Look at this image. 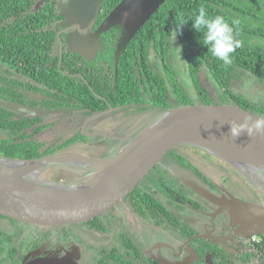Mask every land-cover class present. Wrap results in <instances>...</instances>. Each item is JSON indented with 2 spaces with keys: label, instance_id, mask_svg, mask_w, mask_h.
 <instances>
[{
  "label": "flooded vegetation",
  "instance_id": "1",
  "mask_svg": "<svg viewBox=\"0 0 264 264\" xmlns=\"http://www.w3.org/2000/svg\"><path fill=\"white\" fill-rule=\"evenodd\" d=\"M44 1L34 0L32 6L37 8ZM54 1L56 12L61 15L68 0L60 10L57 8L58 1ZM98 16L91 29L92 34L105 17L97 22ZM64 20L62 16L48 25V28L56 31L50 55L53 59L58 56L57 66L59 69L63 67L60 71L64 75L82 85L84 81L91 87L87 77L97 70L100 76L95 87L104 91L105 77L117 75L118 60L114 68V54L122 32L120 25L97 32L82 45L81 50L69 51V35L74 32L84 34L86 31L78 30L76 23L63 25ZM114 28L119 30L115 31ZM43 61L39 63L48 67L55 65L54 60ZM67 61L75 62L79 71H67ZM0 76V107L10 110V116L14 119L32 120L26 126L17 127L16 134L1 128L0 138L27 142V147L37 145L32 157L0 156V159L9 163L21 159H28V162L39 160L38 165L24 170L26 178L39 183L69 187L83 179L96 177L99 171L85 161L52 162L44 159L63 153L92 160L110 158L154 116L145 117L146 111H137V102L113 106L110 98L93 89L104 104L92 111L86 105L76 106L77 101L57 89L52 79L43 82L1 61ZM16 105L60 110L28 116L27 111L14 108ZM177 147L170 153L185 158L175 150ZM189 152L191 156L202 153L195 147ZM202 155L213 159L211 155ZM164 158L134 192L104 215L93 219L97 220L95 222L39 226L0 214V264H208V257L214 264H240L242 256V259L254 256L250 252L254 250L252 235L255 234L261 241L260 235H250L251 232L239 224L235 225L227 209H219V206L225 203L221 195H233L248 202L263 204L247 199L223 179L221 184L207 180L208 188L188 178L186 180V176L180 175V172L192 173L197 177L200 173L189 168L192 163L195 164L190 158L186 157L190 161L185 167H180L178 162L175 165L163 164ZM256 170L264 178L263 169ZM250 172L254 174L251 169ZM71 175L76 177L62 181ZM225 179L229 180L231 176L226 174ZM235 185L246 190L240 182ZM256 187L263 189L258 185ZM135 192L138 198L129 200ZM212 195L220 198L219 203L209 198ZM106 234H110L107 240L92 241L96 236Z\"/></svg>",
  "mask_w": 264,
  "mask_h": 264
},
{
  "label": "trees",
  "instance_id": "2",
  "mask_svg": "<svg viewBox=\"0 0 264 264\" xmlns=\"http://www.w3.org/2000/svg\"><path fill=\"white\" fill-rule=\"evenodd\" d=\"M118 1L103 0L97 22ZM33 2L0 0V61L43 82L52 79L57 89L77 101L76 106L86 105L92 111L103 105L104 101L97 98L93 89L110 98L113 106L127 102H148L150 107L156 108L153 118L170 107L196 102L213 103L218 99L222 103L236 104L264 114V103L252 102L245 95L235 92L231 83L235 72L241 71L264 84V0H164L123 48L118 59L117 75L105 77L104 91L95 87L100 76L97 70L87 77L91 87L84 81L83 85L80 84L60 71L63 67L59 69L57 66L58 56L53 59L50 55L56 31L48 28V25L62 16L56 12L54 0H45L37 8L32 6ZM201 7L209 16L220 15L229 24L236 21L232 25L233 35L241 42V46L231 54V63L224 65L198 42L202 36L191 27L192 22L188 20L175 35L185 57L182 74H189L191 78V85L186 88L170 65L168 51L181 19L192 17ZM149 48L154 49L160 65L155 62L151 64ZM43 60H54L55 65L48 67L39 63ZM75 64L71 61L66 63L67 71H79ZM203 66L208 69L218 88L217 98L211 96L200 82L198 72ZM31 121L28 118L14 119L10 116V110L0 107V129L16 134L17 127L26 126ZM11 141L12 138H0V156L26 158L36 152L37 145L27 147V142ZM137 198L135 192L129 200ZM260 237L261 241L254 244L257 251L264 250V239ZM257 264H264L263 253Z\"/></svg>",
  "mask_w": 264,
  "mask_h": 264
},
{
  "label": "water",
  "instance_id": "3",
  "mask_svg": "<svg viewBox=\"0 0 264 264\" xmlns=\"http://www.w3.org/2000/svg\"><path fill=\"white\" fill-rule=\"evenodd\" d=\"M164 0H119L102 19L94 34L112 26L121 27V36L115 49L114 68L128 41ZM103 0H68L61 15L63 25L76 23L84 34L69 35V51L81 50L93 36L91 29L101 11ZM28 116L57 112L16 105ZM245 116L264 117L231 103H191L170 107L147 123L125 146L110 158L92 160L75 154H57L45 161L78 160L89 163L99 171L94 178L83 179L69 187L43 184L25 177L18 168L28 159L9 163L0 159V214L39 226H60L68 223L88 222L114 208L135 191L137 185L161 163L172 149L181 144L204 148L235 169L246 166L245 173L262 184L249 168L264 170V133L248 136L242 132L237 137L229 135V123L239 122ZM38 165L39 160H35ZM264 185V184H262ZM201 192V191H200ZM219 203V197H209ZM220 208L227 209L233 223L248 232L260 234L264 239V205L252 203L229 195ZM227 204V205H226ZM207 258V257H206ZM208 264H214L208 257Z\"/></svg>",
  "mask_w": 264,
  "mask_h": 264
},
{
  "label": "rangeland",
  "instance_id": "4",
  "mask_svg": "<svg viewBox=\"0 0 264 264\" xmlns=\"http://www.w3.org/2000/svg\"><path fill=\"white\" fill-rule=\"evenodd\" d=\"M57 1H58L57 8L60 10L65 5L66 0H57ZM180 48L181 47H180V44L178 43V38L175 36V39H174V35H173V37L171 38L170 48L168 51V56L170 57V65L174 69L175 73L178 75L179 82L182 85L184 84L186 88H189L191 85V78L189 77V74L187 75L182 74L183 73V63L185 62V57ZM149 54H150L149 60L151 64L153 65L154 62L159 64V58L156 56L153 48H149ZM240 72L241 71L235 72V78L231 79L232 89L237 93H241L245 95L252 102L263 104L264 103V84L255 81L254 78L251 77L249 74L245 72H242V73ZM198 75H199L200 82L202 83V85H204L208 89L209 94L217 98L218 88L215 85L214 79L212 78L208 69L205 66L201 67V69L198 72ZM215 101L217 103H222L221 99H218ZM155 109H156L155 107H150V104L148 102L146 103L141 102V103L136 104L137 111H146L145 117H148L149 115L155 116ZM193 147L201 151L202 152L201 155L198 154L195 156H191L189 151ZM175 150L180 151V154L184 155L185 158L181 155H180L181 157H178V156H175L173 153H169L164 158L163 164L175 165V162H178L180 167H185L188 165L190 161L187 158H190L195 164L192 163L191 167L189 168H191V170L194 169L197 172H200L198 176L199 177L201 176V177L199 178L195 175L193 176L192 173H186V172L179 171L180 175L183 174L186 176L185 177L186 180L188 178L189 180H193V182L195 181L199 186H203V188H208L209 185L207 184L208 183L207 180L210 179L212 183L221 184L220 181L223 179L222 181H225L228 184H230L233 190H237V192L242 193V195L246 197L247 199H250L252 201H258L264 205V191H263L264 185H262L264 184V178L261 177L262 175L260 173H258L259 170H256L255 168H249V171L251 169L256 177L261 178L263 180L262 184L260 183V181H257L254 177L252 176L249 177L248 174L245 173L246 166H242L240 168L241 170L235 169V167L231 163H229L226 160H223L222 158L218 157L217 155L213 154L212 152L204 148H201V147H198L192 144H186V145H181L177 147ZM203 153L211 155L213 159L204 157L202 155ZM263 173H264V170H263ZM226 174L230 175L231 179L226 180L225 179ZM74 177L76 176L71 175L69 177H64L62 181H70ZM55 182H59V181H55ZM237 182H240L241 184H243V188H245L246 190L243 191L237 188L235 185L237 184ZM255 184L263 189H259V188L257 189ZM203 198L205 197H202V199ZM175 207H178V206H175ZM164 211H166L165 208H164ZM171 218H174L173 215H171ZM109 237H110V234H106L102 236L98 235L92 241L94 243H97L98 241H101V240L102 241L107 240ZM250 252L253 253L254 256L250 255L249 258L247 259H242L243 258L242 256L241 258L242 261H240V264H257L256 262H259V256L262 253L264 254V250L258 251L257 253L255 252V250H251Z\"/></svg>",
  "mask_w": 264,
  "mask_h": 264
},
{
  "label": "clouds",
  "instance_id": "5",
  "mask_svg": "<svg viewBox=\"0 0 264 264\" xmlns=\"http://www.w3.org/2000/svg\"><path fill=\"white\" fill-rule=\"evenodd\" d=\"M188 20L192 22L191 27L202 36L201 39H198V42L207 48L212 57L222 61L224 65L230 64L231 54L241 46V42L233 35L232 25H234L236 21L229 24L224 17L220 15L209 16L206 10L201 7L192 17L181 19L175 30L174 39L176 33L180 31L181 27L186 24ZM229 126V135L234 138L239 136L242 132H245L248 136L264 133V117L253 119L251 116H245L239 122H230ZM253 248L257 253L258 251L255 245Z\"/></svg>",
  "mask_w": 264,
  "mask_h": 264
},
{
  "label": "bare ground",
  "instance_id": "6",
  "mask_svg": "<svg viewBox=\"0 0 264 264\" xmlns=\"http://www.w3.org/2000/svg\"><path fill=\"white\" fill-rule=\"evenodd\" d=\"M37 163L36 162H26L25 164H23L22 166L15 168L13 167V171L17 174L21 173L23 170H27L30 168H33ZM258 181V180H257ZM263 182V180H262Z\"/></svg>",
  "mask_w": 264,
  "mask_h": 264
},
{
  "label": "built area",
  "instance_id": "7",
  "mask_svg": "<svg viewBox=\"0 0 264 264\" xmlns=\"http://www.w3.org/2000/svg\"><path fill=\"white\" fill-rule=\"evenodd\" d=\"M252 242H253L254 244H257V243H259L260 241H259V239L256 237V235H252Z\"/></svg>",
  "mask_w": 264,
  "mask_h": 264
}]
</instances>
